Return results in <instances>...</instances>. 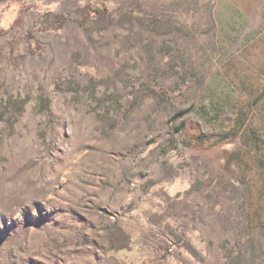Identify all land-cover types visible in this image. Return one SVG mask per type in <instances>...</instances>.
<instances>
[{
  "label": "rangeland",
  "instance_id": "obj_1",
  "mask_svg": "<svg viewBox=\"0 0 264 264\" xmlns=\"http://www.w3.org/2000/svg\"><path fill=\"white\" fill-rule=\"evenodd\" d=\"M0 264H264V0H0Z\"/></svg>",
  "mask_w": 264,
  "mask_h": 264
},
{
  "label": "trees",
  "instance_id": "obj_2",
  "mask_svg": "<svg viewBox=\"0 0 264 264\" xmlns=\"http://www.w3.org/2000/svg\"><path fill=\"white\" fill-rule=\"evenodd\" d=\"M85 19L90 17H100L104 16L108 12V8L105 5H101L98 3L95 4H86L81 9ZM64 18L61 15H57L56 18V27H62L64 25ZM186 110H179L178 114L185 113Z\"/></svg>",
  "mask_w": 264,
  "mask_h": 264
}]
</instances>
